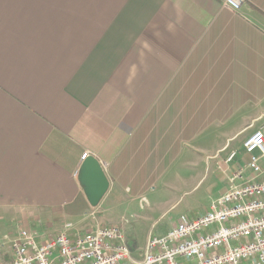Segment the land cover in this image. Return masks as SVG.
Returning <instances> with one entry per match:
<instances>
[{"label": "crops", "instance_id": "1", "mask_svg": "<svg viewBox=\"0 0 264 264\" xmlns=\"http://www.w3.org/2000/svg\"><path fill=\"white\" fill-rule=\"evenodd\" d=\"M207 123L223 140L264 126V0H0V234L81 216L86 151L110 183L97 206L132 203Z\"/></svg>", "mask_w": 264, "mask_h": 264}, {"label": "built area", "instance_id": "2", "mask_svg": "<svg viewBox=\"0 0 264 264\" xmlns=\"http://www.w3.org/2000/svg\"><path fill=\"white\" fill-rule=\"evenodd\" d=\"M225 6L238 12L240 0H225ZM243 147L251 175L237 170L203 214L151 236L138 256L122 227L82 232L66 222L54 236L21 229L11 241L9 260L1 258L0 264H264V126ZM89 156L84 152L82 161ZM237 156L232 150L224 161L233 163Z\"/></svg>", "mask_w": 264, "mask_h": 264}, {"label": "rangeland", "instance_id": "3", "mask_svg": "<svg viewBox=\"0 0 264 264\" xmlns=\"http://www.w3.org/2000/svg\"><path fill=\"white\" fill-rule=\"evenodd\" d=\"M204 125L207 127L205 131L199 129L191 138L184 135L176 139V152L169 158L170 161L174 158V162L165 171H161L160 175L155 172L157 178L151 182L154 187H150L151 183H149L143 189V194L136 197L132 203L127 202V195L119 189L118 194L105 197L96 207L89 203L86 209L82 202L76 203L73 207L77 210L81 209L79 214L81 216L54 214L57 219L32 220L29 224L30 229L35 233L45 234L44 236L47 237L57 234L66 222L82 232L100 225L119 226L123 228L129 244L137 252V248L143 246L149 237L167 233L184 217H197L206 207H209L218 189L225 186L224 178L227 179L226 177L230 176L228 170L230 174L229 168L233 169V163H241L243 156L248 158L243 147L247 138L215 139L212 133L216 124ZM234 134L233 130L229 133L230 136ZM224 145L226 148L222 150ZM239 148L244 150V155L239 154L233 163L227 164L224 161L226 156L232 149L237 151ZM261 164L264 166V157ZM17 208L19 207L13 210L15 213L18 212ZM1 209L0 232L6 229H2L4 226L2 219L11 216V213L4 210L5 207ZM35 212L32 211V215H36ZM21 219L16 217L14 231L0 234V239H3L0 246V259L10 251L11 241L16 237L19 229L23 228ZM27 221L30 223L31 220L26 219L23 222L25 227H28ZM80 221L85 224L81 225ZM205 232L209 230L206 229ZM136 255L138 256V252Z\"/></svg>", "mask_w": 264, "mask_h": 264}, {"label": "water", "instance_id": "4", "mask_svg": "<svg viewBox=\"0 0 264 264\" xmlns=\"http://www.w3.org/2000/svg\"><path fill=\"white\" fill-rule=\"evenodd\" d=\"M82 181L85 183L89 201L97 206L109 189L110 183L102 164L94 156H89L82 165Z\"/></svg>", "mask_w": 264, "mask_h": 264}]
</instances>
